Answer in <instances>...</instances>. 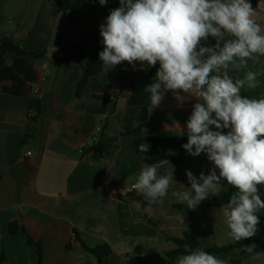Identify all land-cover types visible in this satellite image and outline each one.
Returning a JSON list of instances; mask_svg holds the SVG:
<instances>
[{
  "label": "crops",
  "instance_id": "crops-1",
  "mask_svg": "<svg viewBox=\"0 0 264 264\" xmlns=\"http://www.w3.org/2000/svg\"><path fill=\"white\" fill-rule=\"evenodd\" d=\"M61 0H0V43L10 39L29 53L36 72L20 97L3 92L10 82L0 83V241L4 264H178L169 253L179 246L174 239L186 236L198 248L234 247L220 211L229 201L226 181L193 210L177 202L173 191H188L186 170L199 177L213 167L206 154L193 157L187 152L177 159L155 165L160 175L173 174L172 186L161 202H149L133 190L126 198L112 195L130 188L146 166L137 158V137L187 138L186 122L191 97L183 104L169 91L153 108L144 89L152 83V70H135L127 62L88 76L87 63L95 56L94 31L105 22L119 0L101 6L98 0H71L80 13L60 12ZM254 19L264 23V0H257ZM215 41L209 38L208 43ZM83 45L80 51L65 49ZM80 54L82 62L71 56ZM15 56L2 59L11 64ZM248 70L259 73L255 89H241L252 99L264 98V57L248 62L247 69L230 71L243 78ZM82 85L79 87V83ZM107 100L104 101L102 98ZM146 108L147 124L140 131L124 125L128 110ZM136 119L137 113L131 114ZM212 127L213 130L214 126ZM100 129V131H98ZM227 132V129L224 130ZM27 152L31 155L27 156ZM264 200V185H258ZM255 235H264V210ZM17 224L14 235L9 225ZM28 240L34 244L29 245ZM107 245L111 253L102 262L83 249ZM70 248H67V247ZM251 249V251H249ZM224 264H264V237L242 255L236 250L213 254Z\"/></svg>",
  "mask_w": 264,
  "mask_h": 264
},
{
  "label": "clouds",
  "instance_id": "clouds-1",
  "mask_svg": "<svg viewBox=\"0 0 264 264\" xmlns=\"http://www.w3.org/2000/svg\"><path fill=\"white\" fill-rule=\"evenodd\" d=\"M98 2L105 6L110 0ZM119 4L99 26L103 66L110 69L127 62L135 70L139 63L145 70V65L159 64L144 89L153 108L169 91L180 104L197 98L182 148L193 157L206 154L213 167L199 177L186 170L191 187L171 195L195 210L226 181L236 189L220 208L229 236L237 242L255 236L257 213L264 210L258 189L264 185V98L241 94V89L258 87V72L248 70L243 78L229 72L247 69L249 61L264 57V23L254 19L257 9L249 0H119ZM209 38L215 42L209 44ZM150 147L138 145L140 153ZM134 179L137 194L162 203L173 174L160 175L155 165H146ZM185 249L178 264H224L205 250H190L188 245Z\"/></svg>",
  "mask_w": 264,
  "mask_h": 264
},
{
  "label": "trees",
  "instance_id": "trees-1",
  "mask_svg": "<svg viewBox=\"0 0 264 264\" xmlns=\"http://www.w3.org/2000/svg\"><path fill=\"white\" fill-rule=\"evenodd\" d=\"M252 4V7L255 9L257 7V0H249ZM60 12H74L80 13L81 7L77 4L72 2L71 0H61L58 4ZM92 37L96 40V49H95V56L94 58L87 63V74L88 76H94L101 72V60L99 59V52L103 50L104 45L101 43L102 37L100 36L99 31H94L92 33ZM83 48V45L70 47L65 49V51L71 52L72 50L80 51ZM5 53H10L15 56L11 64H7L3 59L2 56ZM34 58L39 59L43 58V54H33L21 50L18 48L14 42L10 39H4L0 43V83L2 82H10L11 86L4 87L3 92L10 96L20 97L24 93L25 87L28 83H33L36 81V72L33 68L27 64V58ZM71 59L75 63L82 62L83 58L80 54H75L71 56ZM159 67L157 64L155 67H152V70L149 73V77H155V73ZM82 85V82L79 83V87ZM104 101L107 99L105 97L102 98ZM136 112L137 117L136 119H131V114ZM148 120V110L146 108H140L137 110L131 109L128 110L125 117H124V125L130 126L132 124L135 125V129L140 131L144 128L147 124ZM141 143L150 144L151 147L148 152L140 153L138 149V145ZM187 143V138H154V137H137L134 140V148L137 155V158L140 162L146 165H157L160 164L168 159H177L184 155L186 151L182 148V145ZM143 156V158H142ZM236 191L235 188L231 186L230 188V197ZM229 197V199H230ZM261 221V220H260ZM17 231V224L11 223L9 225V232L10 234L14 235ZM264 237V235L260 236H253L251 238H247L241 240L239 242L235 241L234 247H226V248H214L208 251L210 254H217V253H227L231 250H236L239 255H242L245 250L257 243V241ZM178 246L179 249L172 253H169V257L171 259L187 254L185 249V245L189 246L190 250H195L198 248L199 243L193 241L190 237L186 236L183 240L174 239L173 240ZM29 245H33L34 243L31 240H28ZM38 250V264H42V252L41 246L37 244ZM84 250L95 256L99 262L108 256L111 251L107 245L99 246L95 249H90L86 245L82 244ZM67 248H70L69 246ZM6 261V255L4 251V247L2 242L0 241V264H4ZM239 260H235L234 264H239Z\"/></svg>",
  "mask_w": 264,
  "mask_h": 264
},
{
  "label": "built area",
  "instance_id": "built-area-1",
  "mask_svg": "<svg viewBox=\"0 0 264 264\" xmlns=\"http://www.w3.org/2000/svg\"><path fill=\"white\" fill-rule=\"evenodd\" d=\"M98 131H100V129H98ZM26 155H27V156H30L31 153H30V152H27ZM133 190H134V189H133L132 186H131L130 188L124 190L122 193H120V192L118 191V189H116V188H113V189L111 190V192H112V195L115 196V197H117V198H126V197L129 195V193H131Z\"/></svg>",
  "mask_w": 264,
  "mask_h": 264
}]
</instances>
